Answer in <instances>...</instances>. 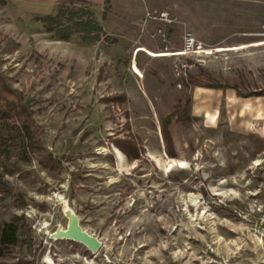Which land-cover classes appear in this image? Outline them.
<instances>
[{
    "label": "rangeland",
    "instance_id": "rangeland-1",
    "mask_svg": "<svg viewBox=\"0 0 264 264\" xmlns=\"http://www.w3.org/2000/svg\"><path fill=\"white\" fill-rule=\"evenodd\" d=\"M61 1L0 0V264H264V0L67 1L101 29L65 39Z\"/></svg>",
    "mask_w": 264,
    "mask_h": 264
},
{
    "label": "trees",
    "instance_id": "trees-1",
    "mask_svg": "<svg viewBox=\"0 0 264 264\" xmlns=\"http://www.w3.org/2000/svg\"><path fill=\"white\" fill-rule=\"evenodd\" d=\"M67 1L59 2L54 14L42 16L40 19L48 25V31H55L60 37L68 38L73 32L78 31L82 34H90L100 30V26L94 12L84 9L68 8ZM85 3V2H84ZM196 86H212L201 81H192ZM24 107L7 90L0 88V125L6 126L10 133H30L28 125L22 120ZM2 133V130H0ZM118 147L130 158H138V150L132 142L122 141ZM15 229L12 225L4 226L0 231V244L12 245L14 243Z\"/></svg>",
    "mask_w": 264,
    "mask_h": 264
},
{
    "label": "water",
    "instance_id": "water-1",
    "mask_svg": "<svg viewBox=\"0 0 264 264\" xmlns=\"http://www.w3.org/2000/svg\"><path fill=\"white\" fill-rule=\"evenodd\" d=\"M53 237L56 239H70L86 245L92 251H96L100 243L98 240L82 230L76 218H72L65 230H57Z\"/></svg>",
    "mask_w": 264,
    "mask_h": 264
},
{
    "label": "built area",
    "instance_id": "built-area-1",
    "mask_svg": "<svg viewBox=\"0 0 264 264\" xmlns=\"http://www.w3.org/2000/svg\"><path fill=\"white\" fill-rule=\"evenodd\" d=\"M197 48V41L191 32L185 33L183 37V52L192 53Z\"/></svg>",
    "mask_w": 264,
    "mask_h": 264
},
{
    "label": "crops",
    "instance_id": "crops-1",
    "mask_svg": "<svg viewBox=\"0 0 264 264\" xmlns=\"http://www.w3.org/2000/svg\"><path fill=\"white\" fill-rule=\"evenodd\" d=\"M91 1H93V2H97V1H99V0H91Z\"/></svg>",
    "mask_w": 264,
    "mask_h": 264
},
{
    "label": "bare ground",
    "instance_id": "bare-ground-1",
    "mask_svg": "<svg viewBox=\"0 0 264 264\" xmlns=\"http://www.w3.org/2000/svg\"><path fill=\"white\" fill-rule=\"evenodd\" d=\"M83 230V229H82ZM84 231V230H83ZM86 232V231H85ZM87 233V232H86ZM88 235H90L89 233H88ZM91 236V235H90ZM95 252V251H94Z\"/></svg>",
    "mask_w": 264,
    "mask_h": 264
}]
</instances>
